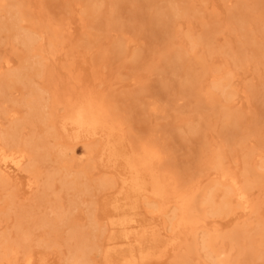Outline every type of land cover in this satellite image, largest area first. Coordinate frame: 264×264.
<instances>
[{
	"label": "rangeland",
	"instance_id": "rangeland-1",
	"mask_svg": "<svg viewBox=\"0 0 264 264\" xmlns=\"http://www.w3.org/2000/svg\"><path fill=\"white\" fill-rule=\"evenodd\" d=\"M8 1L22 16L20 25L40 39L26 48L7 25L8 6L0 7V131L28 116L30 87L12 81L10 73L34 56L33 83L42 92L46 118L27 125L24 134L47 131L50 152L32 192L19 180L0 181V244L27 233L34 264H71L72 228L85 229L92 221L107 226L119 171L102 154L103 139L85 141L60 127L69 103L94 91L123 121L125 143L153 139L164 163L183 181L196 182L200 198L210 189L216 202L224 198L219 171L208 164L215 154L239 180L259 177L251 188L253 212L243 216L233 205L213 213L203 204V226L144 264H264V0ZM173 5L177 15L167 26L157 24L155 16ZM179 54V66L168 62ZM220 76L230 81L228 99L213 88ZM59 150L66 155L57 157ZM71 174L90 187L110 184L79 193L65 182ZM135 207L149 216L159 213L144 203ZM174 210L163 216L167 226ZM58 211L67 219L51 226ZM92 255L93 264H105L102 254ZM18 256L1 264H23V254Z\"/></svg>",
	"mask_w": 264,
	"mask_h": 264
},
{
	"label": "bare ground",
	"instance_id": "bare-ground-1",
	"mask_svg": "<svg viewBox=\"0 0 264 264\" xmlns=\"http://www.w3.org/2000/svg\"><path fill=\"white\" fill-rule=\"evenodd\" d=\"M2 6H8V27L16 32L26 48L31 49L40 36L20 25L22 16L15 3L0 0V7ZM177 13L178 10L173 5L167 12L155 16V21L159 25L167 26L169 17ZM53 31L55 32V27ZM51 40L53 44L55 39ZM123 47L124 42H119L117 48L121 50ZM171 58L173 57H169V63L180 65V54L175 55L174 60ZM38 62L31 56L20 68L10 73L12 81L25 83L30 87L29 96L24 100L28 116L15 118L6 129L0 131V181L19 180L29 193L37 188L39 164L50 152L47 131L36 136L24 134L27 125L46 118L42 92L33 83ZM6 64L10 65V62L7 61ZM213 88L221 91L227 99L231 96L230 81L225 77H217ZM230 123L235 125V119L232 118ZM60 127L64 131L71 130L76 138L83 137L85 141L103 139L102 154H106L108 161L114 163L113 168L119 171L120 175L118 186L111 193L112 198L107 203V226L99 227L92 221L85 229L72 228L70 237L76 240V246L70 258L71 264H93L94 252L102 254L105 264H144L154 257L165 255L159 254V250L176 249L184 242L183 238L203 226V204L208 205L213 213H222L233 205H238L243 216L254 210L251 188L258 181L257 173V178L241 181L223 167L221 156L215 154L208 160V164L219 171L218 178H221V182L217 184L224 189V198L216 202L211 189L204 191L200 198L196 182L183 181L167 166L164 163L162 148L153 139L143 137L135 144L125 143L127 134L124 123L101 93L88 91L70 102L68 109L60 116ZM90 153L88 150V153L84 154ZM64 155L65 150H59L57 153L59 158ZM65 182L79 193L93 192L94 189L110 184L109 181L102 180L95 184V187H90L81 182L77 174H71V179H66ZM143 203L159 210V213L149 216L148 214L152 213L149 210L143 211L135 207V204ZM172 207L175 210L167 226L163 216ZM66 219L67 214L58 211L56 221L49 223L52 222L51 226H58L59 221ZM23 235L20 240L4 237L0 244V264L4 260L17 261L20 253L23 254V264H34L32 249L25 244L28 234ZM204 247L210 248L211 244L207 242ZM40 261L45 263V256H41Z\"/></svg>",
	"mask_w": 264,
	"mask_h": 264
}]
</instances>
